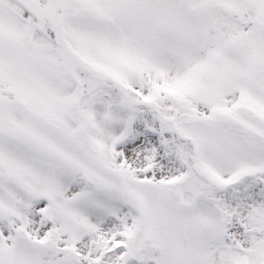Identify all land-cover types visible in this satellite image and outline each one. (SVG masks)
Segmentation results:
<instances>
[{
	"label": "snow or ice",
	"instance_id": "obj_1",
	"mask_svg": "<svg viewBox=\"0 0 264 264\" xmlns=\"http://www.w3.org/2000/svg\"><path fill=\"white\" fill-rule=\"evenodd\" d=\"M0 264H264V0H0Z\"/></svg>",
	"mask_w": 264,
	"mask_h": 264
}]
</instances>
